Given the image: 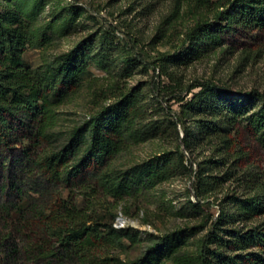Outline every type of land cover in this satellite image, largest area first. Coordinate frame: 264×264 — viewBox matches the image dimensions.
Returning <instances> with one entry per match:
<instances>
[{"label": "trees", "instance_id": "obj_1", "mask_svg": "<svg viewBox=\"0 0 264 264\" xmlns=\"http://www.w3.org/2000/svg\"><path fill=\"white\" fill-rule=\"evenodd\" d=\"M176 2L197 18L178 50L154 64L177 84L185 69L213 53L256 49H235L231 36L264 35V0ZM40 4L35 0V8ZM74 9L70 15L62 8L46 28L70 36L81 14ZM94 35L33 68L24 61L30 36L21 10L10 1L0 7V264H264V168L250 148L251 141L264 148V89L234 93L214 81L191 86L171 122L177 141L170 142L144 90L118 88L64 136L59 108L82 88L90 62L104 69L113 63L115 41ZM155 140L164 145L150 157L120 165L134 146ZM182 176L194 177L188 197L196 202L188 198L184 206L201 214L202 224L151 239L133 259L114 257L125 240L139 237L115 227L116 204ZM100 202L111 211L109 221L90 214ZM210 202L218 214L204 211ZM199 228L206 233L187 252Z\"/></svg>", "mask_w": 264, "mask_h": 264}, {"label": "rangeland", "instance_id": "obj_2", "mask_svg": "<svg viewBox=\"0 0 264 264\" xmlns=\"http://www.w3.org/2000/svg\"><path fill=\"white\" fill-rule=\"evenodd\" d=\"M6 1L21 10L25 24L29 27L30 46L24 56L27 66H42L45 60L72 50L92 33L95 34L94 38L108 33L110 40L115 41L114 45L109 46V56L113 60L109 68L104 69L90 62L82 88L59 108L58 130L64 136L75 126L83 124L97 108L113 100L111 98L118 88L140 86L144 90L150 114L154 119L163 120L170 142L172 139L177 141V133L171 122L177 120L182 100L192 96L189 92L191 86L214 81L234 93L264 89V35L261 34L240 33L236 37L231 36L229 44L235 49L247 46L256 49L242 55L237 51L236 55L225 57L213 53L185 69L179 84L163 75L158 66L155 67L154 63L162 54H174L178 50L184 42L186 30L194 25L197 18L192 9H182L181 4L177 8V0H41L36 8L35 0H0L1 8L4 9ZM62 8L65 14L70 15L75 13L74 8L81 10L68 37L59 35L58 28H46ZM130 55L132 59L128 60ZM119 72L121 76L116 75ZM116 79L118 84L114 85ZM178 130L183 138L181 125ZM161 145H164L162 140H155L134 146L119 163L124 166L131 158L142 160L150 157ZM250 148L261 157L264 168V148L255 141L250 142ZM186 156L191 157L188 152ZM186 163L189 165V162ZM194 169H197V164H194ZM192 182L194 177H177L117 203L114 211L117 214L115 227L125 228L139 237L135 242L125 240L123 248L112 251L115 252L114 257L118 256L120 260L133 259L157 236L178 228L200 226L202 215L192 211L188 204L184 206L188 198L196 202L192 194L188 197ZM63 191L67 196L68 189ZM210 203V206L206 203L204 211L209 208L210 213L218 214V205ZM106 205L105 202L97 203L90 214L109 221L111 211ZM205 233L206 230L196 229L191 246L186 251L194 250ZM35 239L43 237L40 235ZM37 264L43 263L38 261Z\"/></svg>", "mask_w": 264, "mask_h": 264}]
</instances>
